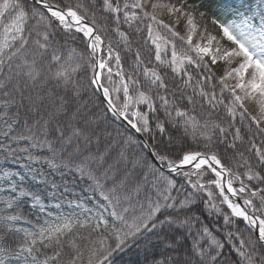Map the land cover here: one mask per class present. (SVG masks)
Segmentation results:
<instances>
[{
  "label": "snow or ice",
  "instance_id": "6c2138e0",
  "mask_svg": "<svg viewBox=\"0 0 264 264\" xmlns=\"http://www.w3.org/2000/svg\"><path fill=\"white\" fill-rule=\"evenodd\" d=\"M0 197V264H264V0H0Z\"/></svg>",
  "mask_w": 264,
  "mask_h": 264
},
{
  "label": "trees",
  "instance_id": "16d2710c",
  "mask_svg": "<svg viewBox=\"0 0 264 264\" xmlns=\"http://www.w3.org/2000/svg\"><path fill=\"white\" fill-rule=\"evenodd\" d=\"M228 2L229 0H204V3L207 5L208 10H215L217 9L218 5L225 4ZM125 66L127 67V65ZM216 71H217V74L222 73L221 69L218 66L216 67ZM113 78L118 79L116 77H113ZM89 96H90V91L89 93L85 94V99L87 100ZM236 186H238V183L236 184ZM222 207H226V206H222ZM135 259H137V257L134 254H129L123 257L124 261H133Z\"/></svg>",
  "mask_w": 264,
  "mask_h": 264
},
{
  "label": "rangeland",
  "instance_id": "374dc122",
  "mask_svg": "<svg viewBox=\"0 0 264 264\" xmlns=\"http://www.w3.org/2000/svg\"><path fill=\"white\" fill-rule=\"evenodd\" d=\"M218 67L221 69V71H223V68L225 67V65H224L223 63H220V64L218 65ZM113 68H114V71H115V66H114V64H113ZM69 198H71V197H69ZM0 199H2V197H0ZM64 211H65V212L69 211V209H68L67 206H65ZM25 227H27V225H25Z\"/></svg>",
  "mask_w": 264,
  "mask_h": 264
}]
</instances>
